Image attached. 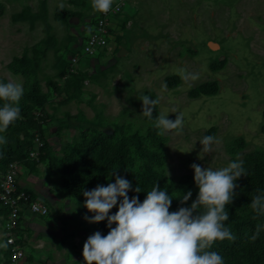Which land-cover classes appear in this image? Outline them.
I'll list each match as a JSON object with an SVG mask.
<instances>
[{"label": "rangeland", "instance_id": "374dc122", "mask_svg": "<svg viewBox=\"0 0 264 264\" xmlns=\"http://www.w3.org/2000/svg\"><path fill=\"white\" fill-rule=\"evenodd\" d=\"M124 2L122 12L111 19L108 46L92 57L81 52L98 14L91 0H0V82L18 83L24 90L30 81L8 65L15 57L28 58L48 99L36 110L39 114H30L38 125L22 120L0 136L30 139L31 151L39 153H45L46 144L49 157L59 159L85 133L112 134L122 128L127 139L145 137L149 124L140 98L149 95L159 101L153 111L173 121L183 116L182 132L163 135L157 145L164 157L162 169L173 182L194 175L193 163L215 170L263 150L264 0ZM58 6L78 15L57 21ZM74 56L79 57L76 63ZM221 60L223 68L211 70ZM185 73L198 78L185 80ZM174 75L180 82L170 89L164 79ZM214 80L216 95L188 96L191 88ZM35 134L41 148L32 141ZM209 135L219 143L199 159V142ZM138 165L136 158L130 171ZM20 171L22 185L50 209L35 217L41 223L23 230L22 264H86L84 243L100 232V223L84 219L93 215L83 207L85 200L62 194V181L44 158L36 164L27 161ZM0 249L6 251L1 234Z\"/></svg>", "mask_w": 264, "mask_h": 264}, {"label": "clouds", "instance_id": "9594fccd", "mask_svg": "<svg viewBox=\"0 0 264 264\" xmlns=\"http://www.w3.org/2000/svg\"><path fill=\"white\" fill-rule=\"evenodd\" d=\"M114 0H91L94 12L107 14L113 9ZM119 10L118 7L116 9ZM197 75L185 73L183 79H197ZM24 94L23 86L18 83L0 82V133L7 131L10 125L21 118L18 106ZM142 116L153 118V110L159 102L149 95H143ZM159 114L154 119L157 134L163 136L173 130L177 134L183 130V116ZM7 138L0 136V144H6ZM202 150L199 156L213 151V145L219 140L214 136H205L200 142ZM194 171V182L198 187V195L192 198V192L183 194L181 207L170 212L172 196L166 190H161L156 184L146 193L143 202L139 200L141 189L137 183L134 191L137 195L129 197L133 191L129 180L115 175V182L107 185H97L92 190L82 192L85 197V207L93 215L84 216L90 224L107 221L109 229L105 236L97 231L88 237L83 246V258L86 264H225L224 258L213 247L217 242L234 241L226 222L229 213L226 206L235 198L237 181L248 177V171L239 158L219 169L203 168L199 164L191 165ZM118 211L110 215L114 207ZM249 207L256 218H264V192L257 190L252 196ZM115 225V227H113ZM264 233V223H257L250 239L256 241Z\"/></svg>", "mask_w": 264, "mask_h": 264}, {"label": "trees", "instance_id": "16d2710c", "mask_svg": "<svg viewBox=\"0 0 264 264\" xmlns=\"http://www.w3.org/2000/svg\"><path fill=\"white\" fill-rule=\"evenodd\" d=\"M1 12V11H0ZM78 14L67 10L61 6L56 7L54 18L57 21H63ZM225 60L214 62L210 65L211 70L218 71L223 68ZM9 69L16 74H21L30 83L24 88V94L21 98V118L9 126L10 130L14 125L26 120L29 126L38 125L39 121L31 118L36 110L43 107L47 102V95L42 91L38 80L34 76L32 62L25 57H15L8 65ZM77 76V75H76ZM68 82V81H66ZM178 76H167L164 83L170 89L179 85ZM51 85H54L53 83ZM58 90L59 87L54 85ZM219 90L217 81L204 82L191 88L188 91L190 98L196 99L201 95H216ZM3 101H0V106ZM159 115L153 111V118L145 117L149 124L147 134L142 137L134 134L127 139L121 132L122 128L114 131L112 134L95 132L94 134H83L81 141L68 145L64 149L63 157H49L50 151L48 145H44L45 153L40 152L39 160L30 157L32 148L30 139H19L11 136L7 138L6 144H0V173L5 171L9 163L18 161L22 166L30 161L38 163L42 158L48 160L49 168L58 173L62 181L61 192L65 196L73 198H82L85 200L82 192L92 190L97 185H107L109 182H115V175L112 172L118 171V175L129 180L132 184L133 191L128 193L129 197L137 195L134 189L137 183L141 189L139 200L143 202L146 193L156 184H159L161 190H166L172 196L173 202L170 212L177 211L181 207L179 198L188 191L192 192V198L187 205L190 206L192 201L198 195V187L194 182V175L186 174L173 182L164 173L162 167L164 157L158 149V144L164 139L158 135V130L154 126V119ZM263 124L261 127L264 132V111ZM34 135L32 141H35ZM119 135L120 137H117ZM39 136V134H38ZM41 141V137L39 136ZM234 154V153H232ZM138 159V167L130 171V167ZM243 166L248 171V177H241L236 183L235 198L231 204L226 206L229 213V220L226 225L230 227L232 233L236 236L234 241L225 240L217 242L213 251H217L223 258L225 264H264V233L256 241L250 239L255 231L257 223H264V218H256L255 213L249 207L251 198L257 193V190L264 192V149L248 153L243 159ZM30 195L33 191L27 189ZM118 211V205L112 209L110 215ZM5 209L0 204V214ZM115 227V225H113ZM99 230L103 235H107L109 229L107 221L99 224ZM3 258V260H2ZM8 261V252L0 249V264H6Z\"/></svg>", "mask_w": 264, "mask_h": 264}, {"label": "built area", "instance_id": "2783aa9c", "mask_svg": "<svg viewBox=\"0 0 264 264\" xmlns=\"http://www.w3.org/2000/svg\"><path fill=\"white\" fill-rule=\"evenodd\" d=\"M124 4V0H114L113 9L109 13H98L90 22L88 34L83 42L82 54L93 57L108 46L111 37V19L122 12ZM71 60L76 63L79 57L74 56ZM35 114L39 112L35 111ZM35 142L38 148L42 147L38 135ZM39 154V151H31L30 157L39 160ZM21 167L18 161H13L0 173V204L5 209V212L0 214V231L8 252L6 264H22L26 259L24 247L27 233L23 230L27 215L46 216L50 212L49 207L37 199L34 192L30 195L27 188L20 184Z\"/></svg>", "mask_w": 264, "mask_h": 264}, {"label": "crops", "instance_id": "0c3cea01", "mask_svg": "<svg viewBox=\"0 0 264 264\" xmlns=\"http://www.w3.org/2000/svg\"><path fill=\"white\" fill-rule=\"evenodd\" d=\"M20 184L22 185V183H21V179H20ZM24 186V185H23ZM27 217H30V221H26L25 220V225H24V228L26 227H28V228H33V225L35 224V223H41V219H39V218H33V216H31V215H27ZM0 230H1V228H0ZM0 234H1V231H0Z\"/></svg>", "mask_w": 264, "mask_h": 264}]
</instances>
